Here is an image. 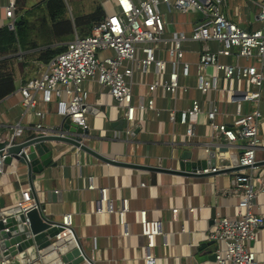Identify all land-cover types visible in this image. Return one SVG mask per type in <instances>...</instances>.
<instances>
[{"label":"crops","instance_id":"obj_1","mask_svg":"<svg viewBox=\"0 0 264 264\" xmlns=\"http://www.w3.org/2000/svg\"><path fill=\"white\" fill-rule=\"evenodd\" d=\"M12 1L16 5L15 22L18 14L25 12L24 8L35 9L44 0H0V30L10 27L12 19L7 18L6 9ZM104 2L105 0H101L100 3L106 13L108 6ZM259 3V0H227L225 13L245 29H259L262 26ZM70 8L72 7L68 9V16ZM27 17L30 26L37 29V13L34 11ZM166 19L170 32L185 31L189 35L193 27L201 22L202 14L190 9L186 14L167 13ZM76 35H79L78 31H75V37ZM72 40L59 43L67 44ZM51 42L52 44L42 42V46L34 51L56 45L55 41ZM220 46V43L213 41L188 40L184 43L185 59L190 62L191 70L190 76L181 78L180 81L188 90L179 89L175 94H164L161 91L154 93L156 108L136 113L139 130L130 138L121 133L123 128L118 129V123L123 119L122 107L106 87L94 80L88 81L87 123L92 139L84 141L95 151L114 161L168 169L179 168L184 153L190 152L192 159H197L206 158L211 150H215L217 157L227 162L220 165L217 161L216 167L221 168V172L207 177H195L138 166H118L67 143H47L53 150V161L57 165L49 166L37 175L34 182L36 194L45 204V213L51 219L65 222V215H71L68 219L70 226L76 230L83 247L92 253L98 264H148L144 255L149 253L156 257L155 263L149 264H217L213 254L218 244L208 238V232L218 217L238 215L240 199L232 192L234 173L224 169L226 166H233L230 157L242 153L245 141L239 139L230 144L223 134L215 137L206 113L211 105H215L218 111L216 121L228 126L234 123L240 113L247 114L255 110L262 113L259 119L262 143L257 151V160L264 161V84L259 100L241 101L239 104V101L232 99V91L255 87L245 80L227 79L213 66H208L201 71L209 79L214 76L217 78L216 87L207 94L198 89L201 53L205 47L217 50ZM30 51H19L18 56ZM37 54L27 59L29 64L24 68H19L16 63V89L0 101L1 136L13 135L19 125L26 132L31 128L37 129L40 123L45 129L62 121V117L57 114L56 102L37 107L45 112L42 118L23 105L19 85L38 76L45 64L37 60ZM160 56L168 59L164 50ZM21 60L19 57V61ZM220 60L231 65H254L264 73V59L239 57L237 49L231 56H220ZM167 78L168 72L162 75H157L154 70L146 74L136 72L134 80L138 83L134 92L148 96L151 93L148 88L151 82ZM194 99L201 101L204 112L198 116L194 135L188 136L187 126L180 122L179 114ZM237 100L241 98L238 97ZM172 115L175 116L174 120ZM255 173L263 175L264 165L258 166ZM90 185L95 188H90ZM100 188L108 189V197L115 209L121 207L124 199L128 200L125 227L120 225L116 213L96 212L100 206ZM25 190L31 192L25 165L16 160L11 166L5 165V172L0 176V199L6 206H12L21 199L22 191ZM48 192H58L60 195L55 201L49 202ZM173 209H178V212L175 213ZM143 210L147 212L148 219L161 222L162 233L156 236L153 248L147 247L148 240L142 235L140 212ZM254 211L264 212V193L254 199ZM124 231L129 234L124 235ZM246 247L256 251L258 262L264 264V240L261 236Z\"/></svg>","mask_w":264,"mask_h":264},{"label":"built area","instance_id":"obj_2","mask_svg":"<svg viewBox=\"0 0 264 264\" xmlns=\"http://www.w3.org/2000/svg\"><path fill=\"white\" fill-rule=\"evenodd\" d=\"M226 1L105 0L104 3L110 6L111 11L106 10L104 18L93 26L89 35H76L66 44L65 50L42 65L38 76L19 85L18 91L22 95L23 105L42 118L45 112L37 107L40 104L56 102L58 115L62 118L69 117L84 128L88 127L89 90L86 83L94 80L106 87L116 103L122 107L124 126L121 133L130 138L137 126L136 113L156 108L154 93L161 91L164 94H175L179 89L188 90L180 81L181 78L190 76L191 64L185 59L184 48V43L188 40L213 41L221 45L217 50L205 47L199 57L198 89L203 94L216 87L217 78H207L201 69L213 66L227 79L245 80L255 87L232 91L233 100L239 101V104L241 101L259 100L264 84V73L261 69L254 65L227 64L220 60V56H231L237 49L239 57L264 59V2L259 3L262 26L248 30L226 15ZM190 9L202 14L201 22L193 27L189 35L185 31L170 32L167 13L186 14ZM15 10L16 5L12 1L6 9L7 18L12 19L11 28H14ZM107 50H111L112 54L101 59L99 52ZM163 50L168 59L160 56ZM151 70L157 75L168 72V78L151 82L148 86L151 93L148 96L135 94L134 87L138 82L134 80V74H146ZM238 97L241 100H237ZM202 112L204 105L199 99H194L188 108L180 111V122L187 126L188 136L194 135L195 123ZM206 113L215 137L223 134L230 144L239 139L245 141L237 164L244 168L233 170L232 192L240 199L238 215L218 217L208 232V238L218 244L215 250L216 263L263 264L258 262V253L246 247L259 236L264 240V212L254 211V199L264 193V174L255 173L258 168L257 151L262 143L259 127L262 113L259 110L240 113L231 126L216 121L218 111L215 105H211ZM171 118L174 120L175 116L172 115ZM37 129H44L43 124H38ZM22 133L23 129L19 125L11 138ZM217 169L221 168L215 167L212 171ZM4 172L5 165L0 159V176ZM89 187L95 188L94 185ZM99 191L100 206L96 212L116 213L120 225L125 227L128 200L124 199L121 207L115 209L108 197V189L100 188ZM16 205L23 214L36 206L32 193L28 190L22 191V197ZM173 211L177 213L178 209ZM70 216L65 215L67 225H70ZM140 222L142 235L148 240L147 247H155V238L162 233L161 222L148 219L145 210L140 212ZM71 234V229L65 228L55 236L54 244L63 242ZM128 234V231H124V235ZM144 256L148 264L155 263L156 257L153 254ZM2 264L6 262L2 261ZM30 264H41V261L35 260Z\"/></svg>","mask_w":264,"mask_h":264},{"label":"water","instance_id":"obj_3","mask_svg":"<svg viewBox=\"0 0 264 264\" xmlns=\"http://www.w3.org/2000/svg\"><path fill=\"white\" fill-rule=\"evenodd\" d=\"M118 124V129H122L124 120L121 119ZM138 130L139 128L136 126L132 136ZM11 137V134L7 136L0 134V159L6 166H11L15 160L25 165L28 183L36 206L23 214L16 205L17 203L8 207L0 199V264L2 261H5L6 264H30L35 260L41 261V264H98L93 259L92 253L87 252L83 247L76 230L64 221L51 219L45 213V204L36 194L34 182L37 175L42 173L45 168L57 165L53 161V150L47 144L48 142L70 144L98 159L118 166H138L183 176H211L222 171L221 169L212 171L217 166V161L220 162V165L227 163L224 159L217 157L215 150H211L206 158L197 159H192L190 152L184 153L179 168L174 169L114 161L91 148L84 141L92 139L89 128H84L69 117L62 118V121L54 126L41 130L31 128L20 136ZM230 159L234 167L225 168L224 171L244 168L237 166L238 155H231ZM261 165H264V161L256 163V166ZM58 195H60L58 192H48L47 200L55 201ZM25 221H28L27 224H24ZM67 227L71 229L70 237L61 243L54 244L55 236ZM213 257L215 258V253Z\"/></svg>","mask_w":264,"mask_h":264},{"label":"trees","instance_id":"obj_4","mask_svg":"<svg viewBox=\"0 0 264 264\" xmlns=\"http://www.w3.org/2000/svg\"><path fill=\"white\" fill-rule=\"evenodd\" d=\"M72 4V5H71ZM74 8V1L70 0H44L35 9H26L18 14L14 22V28L9 26L0 30V99L10 95L16 89L15 86V66L24 68L29 64L27 60L30 56L38 53L37 60L48 63L52 58L61 53L66 48L67 42L72 40L75 31L80 36L91 33L93 26L105 16V9L99 2L94 10L88 14L73 12V18L68 16L69 7ZM37 13V23L39 27L35 30L30 26L28 14ZM56 42V45L45 49L34 51L41 47L42 42ZM31 50V51H30ZM19 51H30L19 55ZM19 57L22 59L19 61Z\"/></svg>","mask_w":264,"mask_h":264},{"label":"rangeland","instance_id":"obj_5","mask_svg":"<svg viewBox=\"0 0 264 264\" xmlns=\"http://www.w3.org/2000/svg\"><path fill=\"white\" fill-rule=\"evenodd\" d=\"M70 1H74V5H75L74 8H70L71 11L69 10L70 17H73L74 16L73 12H77V11L88 14L94 10L95 6L99 4V2H101V0H70ZM259 1L263 2L264 0H259ZM108 10L111 11L109 5H108ZM74 37H75V33L74 36L71 38ZM107 54H112V51L111 50L100 51L98 56L101 59H103Z\"/></svg>","mask_w":264,"mask_h":264}]
</instances>
